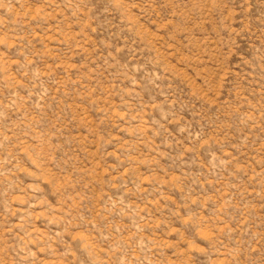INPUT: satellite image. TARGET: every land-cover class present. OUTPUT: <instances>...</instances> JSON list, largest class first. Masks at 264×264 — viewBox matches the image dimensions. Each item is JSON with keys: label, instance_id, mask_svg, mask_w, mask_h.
<instances>
[{"label": "rangeland", "instance_id": "rangeland-1", "mask_svg": "<svg viewBox=\"0 0 264 264\" xmlns=\"http://www.w3.org/2000/svg\"><path fill=\"white\" fill-rule=\"evenodd\" d=\"M0 264H264V0H0Z\"/></svg>", "mask_w": 264, "mask_h": 264}]
</instances>
